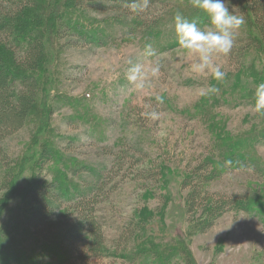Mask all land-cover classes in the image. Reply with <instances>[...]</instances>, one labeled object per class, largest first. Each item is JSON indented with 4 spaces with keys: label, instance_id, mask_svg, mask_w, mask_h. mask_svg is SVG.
I'll list each match as a JSON object with an SVG mask.
<instances>
[{
    "label": "rangeland",
    "instance_id": "1",
    "mask_svg": "<svg viewBox=\"0 0 264 264\" xmlns=\"http://www.w3.org/2000/svg\"><path fill=\"white\" fill-rule=\"evenodd\" d=\"M39 2L43 18L38 21L45 27L55 4L61 3L67 21L73 17L67 1ZM177 4L189 20H196L202 29L207 25L191 0ZM226 6L241 15L231 3ZM166 7H148L143 13L159 16ZM103 18L95 12L80 13L74 21L101 31ZM160 26L161 38L150 43L153 55L147 54L149 44L138 35L118 34L101 47L54 39L36 73L42 87L29 121L0 142L1 184H13L0 191V264H46L47 251L54 254L28 234L20 189L33 181L61 180L68 195L80 179L70 177L67 169H100L104 163L108 198L99 199L96 215L103 222L111 253L122 229L134 219L140 225L137 242L149 238L155 242L153 251L163 249L154 264H185L179 252L183 248L193 264H264V217L259 212L264 206V173L248 163L256 161L264 169V117L251 107L256 86L264 82V50L252 45L239 71L234 56L215 57L214 64L226 74L216 81L191 72L195 58L179 49L167 15ZM245 26L233 33V44L244 38ZM156 66L159 73L153 76L151 69ZM136 67L137 80L129 81L130 70ZM141 80L146 87L138 90L136 83ZM209 86L219 92L202 94ZM153 109L158 119L142 115ZM134 141L142 154L132 153ZM45 143L56 155L59 151V158L39 170L35 161ZM102 153L109 157H101ZM201 168L210 179L204 187L205 200L188 212L189 189L183 188V181ZM146 169H161L157 184L139 179ZM14 186H19L18 192ZM240 198L251 200L245 210L231 207ZM68 206L54 217L55 222L70 217ZM144 256L140 264H153L151 256ZM97 264L132 263L104 258Z\"/></svg>",
    "mask_w": 264,
    "mask_h": 264
},
{
    "label": "trees",
    "instance_id": "2",
    "mask_svg": "<svg viewBox=\"0 0 264 264\" xmlns=\"http://www.w3.org/2000/svg\"><path fill=\"white\" fill-rule=\"evenodd\" d=\"M63 1H67L72 6L73 17L67 21L68 17L63 15L64 11L60 7L61 3L55 4L51 15L47 16L49 22L45 23L49 24L45 27L43 23H40L41 21H38L43 18L39 15L42 11L39 0H0V142L20 131L29 121L41 91L40 87H42L36 73L40 71L42 64L44 65L55 38L74 46L85 43L89 46L101 47L110 43V39L116 35L123 34L125 36L138 35L150 44L157 42V38H161L162 27L160 25L163 16L167 15L169 23H173L177 12L184 15L183 9L177 4L180 0H149L148 7L167 6L163 14L159 16H156L154 12L139 15L132 13L128 7L132 0ZM230 3L243 15L246 23L244 38L233 44L229 53L230 58L234 56L237 59L236 69L239 71L245 52L252 45L264 50V0H230ZM171 8H173V13L169 12ZM91 12L98 14L99 18L104 16L102 22L99 23L103 24L101 31L92 28L90 24H85L89 27L86 29L75 23L74 20L78 14L80 16V13L86 15ZM185 17L189 19L188 16ZM54 19L58 20V24ZM86 21L91 20L86 19ZM77 28L78 31L74 32ZM172 36L174 37V33ZM239 44L240 47H238ZM46 145L45 143L41 146L39 156L35 161V167L39 170H43L48 163L56 160L57 156L59 158V151L56 155V152L47 148ZM130 149L133 154H142L138 141L132 142ZM110 152L112 153V149L109 150V154ZM109 154L105 156L102 153L101 157L108 158ZM126 154H129L128 150L124 156ZM0 156H2L1 149ZM248 163L253 169L264 173V169L256 161H248ZM202 169L204 168L194 171L192 177L183 181V188L189 189L185 199L188 212L200 208L205 200L204 187L210 179L206 177ZM67 170L70 177L80 179V181L77 180L78 184L70 186L71 191L68 195L64 194L61 180H54L51 183H45L43 180L33 181L25 189H20L24 191L22 201L28 234L34 240H42L48 248L54 250V254L50 252V249L47 251L49 261L46 264H73L74 262L97 264L104 258L140 264L144 255L151 256L150 262H155L163 249L159 247L153 251L156 247L152 243L155 242L149 238H145L148 241L143 239L140 243L137 242L135 234L138 233L140 225L134 219L122 229L115 243L116 251L111 253L103 230V222L96 215V207L101 202L99 199L108 198L103 183L106 179L105 174L108 173V166L104 163L100 169L91 166H74ZM160 171L161 169L143 170L139 179L151 180L157 184L161 175ZM85 178H87V183H85ZM195 181L196 185H194ZM6 185L1 184L0 176V191L6 190L7 187L10 188L13 184L10 181ZM14 189L18 192L19 186H14ZM248 199L250 198L236 199L231 203V207L245 210L247 206H250L251 200L249 202ZM67 206L71 210L70 217L62 223L55 222L54 217ZM259 212L264 217V206ZM170 250L172 251V248ZM179 252L185 264H193L186 249L183 248Z\"/></svg>",
    "mask_w": 264,
    "mask_h": 264
},
{
    "label": "clouds",
    "instance_id": "3",
    "mask_svg": "<svg viewBox=\"0 0 264 264\" xmlns=\"http://www.w3.org/2000/svg\"><path fill=\"white\" fill-rule=\"evenodd\" d=\"M230 0H191V6L207 18V25L202 29L196 20H189L187 17L177 12L173 18V29L176 42L187 56L194 57V62L190 70L196 74L210 75L211 79L220 81L225 77V72L214 64V58L226 56L233 47V33L244 23L243 15L233 14L226 4ZM149 5V0H132L128 5L131 12L139 15L143 13ZM148 55H153L151 45L146 46ZM132 75L128 77L129 81H136L140 71L139 67L131 69ZM159 73V66L151 69V75ZM146 87L143 80L136 83L138 90ZM219 89L215 86H209L203 90L204 95L217 94ZM159 102H163L157 97ZM252 111L261 117H264V82L259 83L252 95ZM146 118L156 120L159 113L154 109L145 112ZM230 163V162H229Z\"/></svg>",
    "mask_w": 264,
    "mask_h": 264
}]
</instances>
